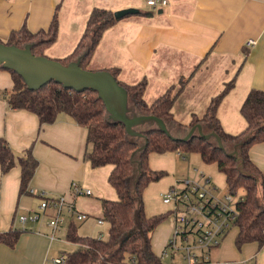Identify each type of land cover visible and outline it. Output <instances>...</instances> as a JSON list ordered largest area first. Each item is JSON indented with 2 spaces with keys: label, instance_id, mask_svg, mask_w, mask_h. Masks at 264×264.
Masks as SVG:
<instances>
[{
  "label": "crops",
  "instance_id": "1",
  "mask_svg": "<svg viewBox=\"0 0 264 264\" xmlns=\"http://www.w3.org/2000/svg\"><path fill=\"white\" fill-rule=\"evenodd\" d=\"M146 1L0 0V40L6 42L22 27L34 33L46 30L57 14L58 38L48 49L54 50L52 59H64L76 48L94 9L113 13L138 9L134 17L119 19L104 32L91 63L98 62L103 70L120 69L118 78L126 84L146 80L148 103L169 89L177 90L181 80L186 81L172 110L175 119L185 125L194 115L203 117L212 98L235 79V87L223 99L218 115L226 132H242L247 127L241 114L243 102L251 89L264 90V0H166V6L156 9ZM250 41L256 44L250 46ZM12 87L11 75L0 70V137L8 141L17 157L32 149L38 167L29 189L44 191L49 197L64 196L88 217L79 221L64 212L63 223L54 236L45 224L52 214L49 212L23 227L18 218L39 211L41 199L28 193L20 196L18 165L7 174L0 167V232L24 229L15 247L0 245V264H54L53 259L78 249L66 240L72 222L83 237L107 239L110 226L103 220L102 200H118L109 183L113 166H91L85 159L87 130L70 116L61 114L55 123L40 129L35 114L12 109L7 100ZM250 156L264 174V143L253 146ZM191 167L189 164L186 171H181L182 176H177L179 166L167 168L171 186L177 180L197 177ZM74 182L92 194L74 195ZM173 229L170 214L152 234V249L164 262L182 264L179 258L162 257ZM237 233L233 243L225 237L220 247L211 250L208 264H264V245L259 248L257 243H250L238 250Z\"/></svg>",
  "mask_w": 264,
  "mask_h": 264
},
{
  "label": "trees",
  "instance_id": "2",
  "mask_svg": "<svg viewBox=\"0 0 264 264\" xmlns=\"http://www.w3.org/2000/svg\"><path fill=\"white\" fill-rule=\"evenodd\" d=\"M148 14V13H145ZM119 20L112 11L94 9L88 18L86 29L74 51L64 59H56L64 65L81 58L80 66L88 70L104 32ZM59 33V22L55 14L46 30L36 33L26 27L13 31L6 42L23 48L32 46L35 56H46ZM12 78L13 87L7 95L14 110L35 114L44 125L56 122L61 114L70 116L78 125L87 130V150L85 159L93 168L112 165L110 185L116 190L118 200H102L103 220L110 226L107 239L83 237L78 226L72 222L67 230L66 240L78 245L75 252L67 253L65 264H168L152 249V234L170 215L148 217L145 210L144 194L147 187L163 178L165 172L151 170L149 156L181 151L183 154H198L205 164H215L225 176L227 189L232 193L243 191L244 200L238 204L239 216L235 223L238 233L235 246L241 250L245 245H264V174L254 164L250 152L253 146L264 143V90L251 89L243 105L241 114L247 127L239 134L224 130L218 115L223 99L235 87V79L225 84L224 89L212 98L203 117L194 115L189 124L178 122L173 115V107L183 92L186 81L181 80L177 90L169 89L162 96L148 103L145 99L147 81L126 84L119 80L120 69H107L129 94V106L138 115L156 116L168 126L171 136L156 125L136 126L142 137L130 136L126 126L109 118L106 106L99 94L92 90L77 92L51 82L39 90L28 89L24 79L13 70L0 67ZM202 125L204 133L215 132L221 137L225 149H220L215 139H206L195 134L190 140H181L187 132ZM176 138V139H174ZM147 144L142 151L139 149ZM237 148L239 156L229 153ZM21 168L20 196L28 193L29 185L38 167L32 149L17 157L10 144L0 137V167L7 174L14 167ZM24 229H9L0 232V245L15 247Z\"/></svg>",
  "mask_w": 264,
  "mask_h": 264
},
{
  "label": "built area",
  "instance_id": "3",
  "mask_svg": "<svg viewBox=\"0 0 264 264\" xmlns=\"http://www.w3.org/2000/svg\"><path fill=\"white\" fill-rule=\"evenodd\" d=\"M147 5L156 9L167 5L166 0H147ZM255 41L248 45L254 46ZM180 159H185L181 151H177ZM197 177H186L177 180L162 200L171 205L170 214L174 220L172 236L167 242L162 257L171 260L181 259L182 264H208L211 250L221 246L228 232L238 219V204L244 200L239 193L230 192L227 187L221 191L204 172L194 170ZM71 190L76 196H90L92 191L74 182ZM28 194L41 199L39 211L18 218L25 227L29 222H37L46 213L45 224L52 229L53 236L60 230L64 212L74 215L79 221L87 219V214L78 212L74 203L68 202L64 196L49 197L46 192L28 189ZM100 223L102 221H99ZM54 264H65L66 257L53 259Z\"/></svg>",
  "mask_w": 264,
  "mask_h": 264
},
{
  "label": "water",
  "instance_id": "4",
  "mask_svg": "<svg viewBox=\"0 0 264 264\" xmlns=\"http://www.w3.org/2000/svg\"><path fill=\"white\" fill-rule=\"evenodd\" d=\"M140 10L135 8L116 11V19H122L128 15L138 14ZM81 58L71 62L68 65L47 56H35L32 53V46L26 45L19 48L16 45H7L0 42V67L13 70L19 74L25 81L28 89L36 91L42 87L55 82L66 89L77 92L92 90L99 94L104 102L109 118L114 122H120L126 126L127 132L133 137H142V134L135 130L136 126L149 124L156 125L159 130L171 136L167 124L156 116L138 115L129 106L128 91L119 84L116 77L107 70L90 71L80 66ZM206 139H215L220 149H225L223 141L215 132L204 133L202 125L192 127L185 137L184 142L190 140L195 134ZM176 139V138H174ZM147 144L139 150L146 148ZM238 147H235L230 156H239Z\"/></svg>",
  "mask_w": 264,
  "mask_h": 264
},
{
  "label": "rangeland",
  "instance_id": "5",
  "mask_svg": "<svg viewBox=\"0 0 264 264\" xmlns=\"http://www.w3.org/2000/svg\"><path fill=\"white\" fill-rule=\"evenodd\" d=\"M127 17H134L132 15H128ZM54 50L48 49L45 52V55L48 58H52L50 56H54ZM88 70L90 71H101L105 67L98 62H92L87 66ZM119 77V75H118ZM185 159H180L175 152H167L164 154H156L152 153L149 156V165L151 170L156 172H165L166 175L161 178L159 181L152 182L147 189L145 190L144 194V202H145V210L148 217L165 214L171 209V205H167L162 200V194L166 193L172 184V179L169 178V174L167 172V168L172 169L174 167L179 166L178 173L182 176L183 172L186 171L188 168V165H192V169H197L199 171L204 172L208 177L211 178V181L214 183L215 186H217L221 191L226 190V180L225 176L219 172L217 166L215 164H205L200 155L198 154H184ZM194 172V170H193ZM195 173V172H194ZM196 174V173H195ZM239 195L245 196V193L243 191H240ZM66 226L64 227V232L66 230ZM238 228L233 227L229 232V234L226 236V241H232L237 233ZM59 234L58 236H60ZM64 235V234H63ZM104 235V234H103ZM62 236V235H61ZM59 239L57 238L56 241ZM233 243V241H232ZM233 246V245H232ZM235 246H233L234 248ZM238 251V250H237Z\"/></svg>",
  "mask_w": 264,
  "mask_h": 264
}]
</instances>
